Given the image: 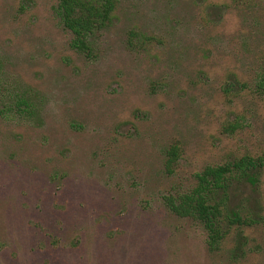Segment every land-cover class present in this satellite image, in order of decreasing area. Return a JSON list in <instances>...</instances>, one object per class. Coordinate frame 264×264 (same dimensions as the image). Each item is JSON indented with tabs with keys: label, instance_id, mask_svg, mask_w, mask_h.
Here are the masks:
<instances>
[{
	"label": "rangeland",
	"instance_id": "obj_1",
	"mask_svg": "<svg viewBox=\"0 0 264 264\" xmlns=\"http://www.w3.org/2000/svg\"><path fill=\"white\" fill-rule=\"evenodd\" d=\"M58 2L0 0L4 91L44 100L0 114V264H264V221L236 254L164 201L264 155V0H120L91 55Z\"/></svg>",
	"mask_w": 264,
	"mask_h": 264
},
{
	"label": "trees",
	"instance_id": "obj_2",
	"mask_svg": "<svg viewBox=\"0 0 264 264\" xmlns=\"http://www.w3.org/2000/svg\"><path fill=\"white\" fill-rule=\"evenodd\" d=\"M120 0H59L57 14L73 33L72 45L91 55L95 36L113 20ZM257 89L264 93V66ZM7 93V94H6ZM4 91L0 80V114H18L28 120H41L44 100L32 89ZM7 95L5 99L3 96ZM9 98V99H8ZM176 148L168 150V165L177 159ZM264 155H244L222 165L208 166L196 175V185L188 191L164 196L166 206L178 216L198 219L208 232L209 245L220 247L235 229L236 254L247 246L245 228L264 221L261 176Z\"/></svg>",
	"mask_w": 264,
	"mask_h": 264
}]
</instances>
